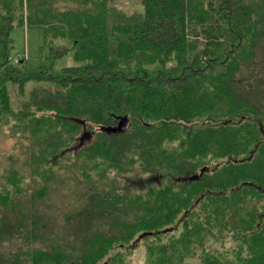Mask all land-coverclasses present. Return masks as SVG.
Listing matches in <instances>:
<instances>
[{"label": "trees", "instance_id": "16d2710c", "mask_svg": "<svg viewBox=\"0 0 264 264\" xmlns=\"http://www.w3.org/2000/svg\"><path fill=\"white\" fill-rule=\"evenodd\" d=\"M120 1L0 0V264H264V0Z\"/></svg>", "mask_w": 264, "mask_h": 264}, {"label": "rangeland", "instance_id": "374dc122", "mask_svg": "<svg viewBox=\"0 0 264 264\" xmlns=\"http://www.w3.org/2000/svg\"><path fill=\"white\" fill-rule=\"evenodd\" d=\"M114 5L123 10L140 9L137 0H121L120 2H115ZM10 37L13 40L11 49L13 63L17 61L22 62L24 60L27 69L47 64L48 61L46 58L49 53V48L44 42L42 29L15 27L11 30ZM75 65H77V63L73 60L70 53L55 59L52 63L54 70ZM39 86H41L39 83H28L26 89L30 90ZM26 145L27 142L20 140L18 135L10 134L7 128H0V185L1 177L4 172L10 169L22 170L18 169V167L25 159ZM60 161L61 160H56L57 165L54 166V169H57V186L61 185L60 178L65 174L64 170L59 167ZM62 202V193L59 190L55 199H51L49 204L47 202L43 203L39 208L44 214H52L58 206H61ZM131 261L132 264H142V253L140 249L136 250L131 256Z\"/></svg>", "mask_w": 264, "mask_h": 264}, {"label": "water", "instance_id": "95a60500", "mask_svg": "<svg viewBox=\"0 0 264 264\" xmlns=\"http://www.w3.org/2000/svg\"><path fill=\"white\" fill-rule=\"evenodd\" d=\"M126 117H123V119L118 123V128H120L125 122H126ZM88 134H86L85 135V138L87 139L88 138ZM254 150H255V148H254ZM254 150L250 153V156L252 155V153L254 152ZM203 171H207V168H205ZM193 178H195V177H193ZM150 233H145V234H143L142 236H144V235H149Z\"/></svg>", "mask_w": 264, "mask_h": 264}]
</instances>
